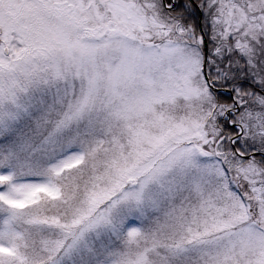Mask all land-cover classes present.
Here are the masks:
<instances>
[{
  "label": "snow or ice",
  "instance_id": "obj_1",
  "mask_svg": "<svg viewBox=\"0 0 264 264\" xmlns=\"http://www.w3.org/2000/svg\"><path fill=\"white\" fill-rule=\"evenodd\" d=\"M0 264H264V0H0Z\"/></svg>",
  "mask_w": 264,
  "mask_h": 264
}]
</instances>
